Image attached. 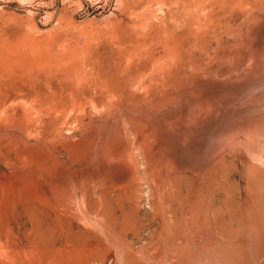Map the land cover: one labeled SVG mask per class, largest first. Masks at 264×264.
Masks as SVG:
<instances>
[{
    "label": "rangeland",
    "instance_id": "374dc122",
    "mask_svg": "<svg viewBox=\"0 0 264 264\" xmlns=\"http://www.w3.org/2000/svg\"><path fill=\"white\" fill-rule=\"evenodd\" d=\"M263 120L264 0H0V201L56 245L52 185L81 245L264 264Z\"/></svg>",
    "mask_w": 264,
    "mask_h": 264
},
{
    "label": "bare ground",
    "instance_id": "6f19581e",
    "mask_svg": "<svg viewBox=\"0 0 264 264\" xmlns=\"http://www.w3.org/2000/svg\"><path fill=\"white\" fill-rule=\"evenodd\" d=\"M247 133L250 137H255L256 134L264 135V120L247 124ZM258 160L264 166V156ZM73 197L72 192L60 185H52L48 191L35 190L32 195L31 200L39 210L50 214V223L57 227L63 236L64 242L59 245H56L57 239L53 236L49 238L40 233V223L33 216L27 215V227V223L22 220L25 211L22 212L15 204L8 207L0 201V264H183V256L180 253H171L166 249L154 253H124L117 247L115 250L103 251L99 241L96 242L97 238L90 235L84 237L85 245H81L79 238L65 232L73 218H78L87 229L91 227L93 233L100 231L106 238L112 236L109 235L103 219L97 216L98 204L95 203L92 209H86L82 198L78 205L81 207L80 211ZM46 243L48 244L45 246ZM201 264L212 263L205 260Z\"/></svg>",
    "mask_w": 264,
    "mask_h": 264
}]
</instances>
